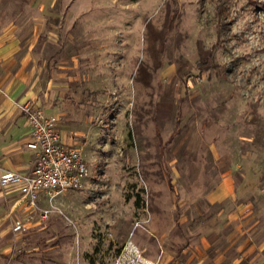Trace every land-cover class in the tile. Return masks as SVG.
Wrapping results in <instances>:
<instances>
[{
	"label": "rangeland",
	"instance_id": "1",
	"mask_svg": "<svg viewBox=\"0 0 264 264\" xmlns=\"http://www.w3.org/2000/svg\"><path fill=\"white\" fill-rule=\"evenodd\" d=\"M3 31L89 168L42 196L20 264H175L223 246L247 198L264 236V0H0Z\"/></svg>",
	"mask_w": 264,
	"mask_h": 264
},
{
	"label": "crops",
	"instance_id": "2",
	"mask_svg": "<svg viewBox=\"0 0 264 264\" xmlns=\"http://www.w3.org/2000/svg\"><path fill=\"white\" fill-rule=\"evenodd\" d=\"M19 49L21 44L14 37H7L6 31L0 34V175L9 170L27 172L33 167L34 152L27 146L31 130L23 113L26 103H35L44 107L47 114L58 115L65 141L80 143L82 136L61 125L64 113L57 110V99L62 90L55 86L52 75L47 77L44 65L33 57L18 55ZM230 180L233 178L224 179L227 189ZM40 201L45 204L46 197ZM240 206L239 224L223 246L212 247L214 238L202 236L201 243L190 251L183 250V257L175 264H264V236H259L262 218L255 212L250 198ZM34 214L37 213L28 207L16 187L0 184V264H20L22 239L36 233L31 228L40 223ZM19 218L26 228L17 232L13 226Z\"/></svg>",
	"mask_w": 264,
	"mask_h": 264
},
{
	"label": "built area",
	"instance_id": "3",
	"mask_svg": "<svg viewBox=\"0 0 264 264\" xmlns=\"http://www.w3.org/2000/svg\"><path fill=\"white\" fill-rule=\"evenodd\" d=\"M23 113L31 130L27 146L34 152L33 167L27 172L9 170L2 173L0 184L16 187L28 207L36 210L43 195L51 202L61 193L83 188L89 174L88 160L78 142L63 139L58 115H49L44 107L32 102L23 106ZM51 213L50 207H43L40 217L48 219ZM25 228L22 218L15 221L14 231Z\"/></svg>",
	"mask_w": 264,
	"mask_h": 264
}]
</instances>
